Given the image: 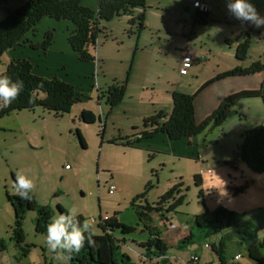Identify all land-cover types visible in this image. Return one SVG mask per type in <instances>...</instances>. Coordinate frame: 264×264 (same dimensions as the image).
<instances>
[{"label":"rangeland","instance_id":"374dc122","mask_svg":"<svg viewBox=\"0 0 264 264\" xmlns=\"http://www.w3.org/2000/svg\"><path fill=\"white\" fill-rule=\"evenodd\" d=\"M26 1H0V22L6 18L7 12L14 11ZM194 1L203 2L209 7L210 20L207 24L192 21ZM249 2L264 16V0ZM228 3L229 0H146L145 8L140 12L145 16L144 29L139 34L137 20L134 24L129 23L131 16L101 24L102 32L97 41L100 63L87 80L95 85L97 78L95 86L99 85L97 89L101 88L102 93L98 91L97 95V89L93 87L90 100L76 103L70 114L60 118L52 114L41 119L38 113L33 116L25 111L0 119V241L4 242L8 252L0 254V264L65 263L64 253L49 250L47 234L36 232V213L33 211L26 213L22 224L24 243L18 246L11 240L15 219L6 193L17 196L13 187L17 173L25 174L34 181L35 188L31 195L39 206L51 209L52 217L60 214L57 210L60 205L66 212L70 208L75 209L77 217L83 221H91L94 235L101 234L99 221L113 216L119 222L134 227L135 231L126 235L115 231V237L121 240L120 253L127 255L132 264H163L153 258L142 259L146 248L141 246L151 238L150 230L153 228L162 231L161 237L169 247L166 253L170 260L166 264H186L195 253L199 257V264H259L248 258L245 247L237 244L236 236H224V261L220 260L212 246H218V239L223 234L206 237L200 229L191 227V221L206 210L212 212L222 207L243 216V224L258 229L259 241L264 238V207H259L264 206V178L251 185L247 192L245 190L234 195V189L244 186L246 182H254L257 177L245 164L237 168L228 165L234 160L245 132L257 125H264L262 101L247 99L238 102L220 128H208L196 136L195 155L192 157L161 154L172 151L159 141L153 142V139L144 140L152 145L145 147L149 151L126 150L109 143L128 134L130 129L124 122L126 117L121 108L109 113L104 91L113 86V78L117 81L125 78L132 58V84L142 85V96L156 101H162L171 91L193 94L200 88L201 78L216 70L240 66L235 59L238 44L235 40L242 32H248L251 41L244 66L255 61L264 63V26L257 28L236 19L228 11ZM138 14L136 12L134 16ZM49 27L46 23L37 25L16 50L18 56L30 57L35 54L33 61L28 60L37 70L46 64H59L66 58L59 53H54L56 57L54 54L45 57L53 39L46 50L32 47L42 43L47 32L54 34L53 27ZM226 41L231 43L227 44ZM185 48L191 49L197 58L207 59L197 60L192 66L197 67L196 70L193 72L191 68L187 76L180 77V50ZM6 59H1L0 74L5 70ZM93 62L81 63L88 65ZM59 68L61 74L73 72ZM259 79V76H249L225 80L203 94L199 102H217L218 99H214L217 94L223 96L256 88ZM75 88L78 91L81 85ZM140 89L137 88L136 93L140 94ZM129 102L127 100L122 105L123 110L126 107L134 108ZM88 108L96 112L101 108L104 115L102 124L99 121L94 124L79 123V112ZM104 125L105 131L101 136ZM76 130L82 135L85 148L81 147ZM182 142L187 148H192L184 140L174 143ZM207 170L212 172L207 173ZM111 185L118 190L110 191ZM173 189L175 191L171 198L162 205L164 218L153 212L139 220L137 212L140 210L136 206H156ZM142 194H145L144 198L133 202ZM174 204V213H168ZM170 225H175L176 229H171ZM190 230L194 241L185 246H174L175 236L183 237ZM206 245H209L208 249H205ZM236 256L240 258L235 260Z\"/></svg>","mask_w":264,"mask_h":264},{"label":"trees","instance_id":"16d2710c","mask_svg":"<svg viewBox=\"0 0 264 264\" xmlns=\"http://www.w3.org/2000/svg\"><path fill=\"white\" fill-rule=\"evenodd\" d=\"M5 2L7 0H0ZM83 0H27L22 6L14 11L7 12L6 18L0 22V62L3 57H6L7 63L5 66V74L13 80H21L24 83V89L19 97L14 100L9 106L0 108V119L15 112L34 111L35 109H43L48 113L53 114L56 118H60L65 114L70 113L72 107L77 103L85 101L88 97L79 93L74 86L54 77L47 79L33 73V65L28 58L13 59L9 57V52L17 45L21 44L25 36L33 32L35 27L44 18H49L55 21H68L74 29L70 33L67 41L71 50L77 55L79 62H93L95 60V50L99 34L102 32L101 24L110 22L115 18L122 16H132L136 9L145 8V0H96V8L89 9L82 4ZM137 20V31L143 28L142 22L144 14L141 13L136 17H131L130 24H134ZM193 20L205 25L209 19V13L198 10L193 16ZM53 33L47 32L42 43L32 46L35 49L46 50L52 42ZM238 42L236 48V60L243 61L246 58L247 51L250 46V35L248 32L241 33L235 40ZM229 44L230 42L227 41ZM264 72V64L256 62L248 68H234L232 70L221 73L214 78L208 80L196 93L183 94L173 93V108L170 115L158 113L143 120L142 129L138 139L129 140L128 138H117L110 140V144L123 147H135L140 140L150 139L158 134H165L169 140L176 141L183 139L194 138L208 128H220L228 118L233 107L242 100L256 99L264 104V80L260 83L259 88L252 90H241L229 94L219 103V105L200 123L195 118V99L196 96L211 84L236 76H251ZM43 85L42 88L39 86ZM127 82L110 86L106 91V103L110 108L109 113L121 103L125 95ZM35 90L37 99L34 103L29 102L30 96ZM164 119L163 122L161 120ZM80 120L85 124H94L97 121L101 122L100 117L94 115L89 110H83L80 113ZM104 133V126L102 128ZM137 130V129H135ZM76 136L82 148H85V141L78 130ZM243 141L237 147L234 160L228 163L229 166L237 168L240 164H245L246 167L254 174L264 173V125H257L255 128L248 130L242 137ZM15 180V179H14ZM248 188V182L244 186L234 189V195L243 193ZM175 189L166 193L156 206L146 204L145 206H136L139 220L141 221L145 215H150L153 212L159 213L163 217V207L174 193ZM31 195V193H30ZM145 194L136 197L133 202L140 198H144ZM6 198L11 205L14 214V227L12 229V241L18 246L24 243V235L22 224L25 215L29 211L36 213L35 230L37 233L47 234V225L50 222L53 214L49 207L39 206L35 198L31 195V200H23L18 195L10 196L6 193ZM181 202V199L178 201ZM175 204L169 208L168 213H174ZM57 210L66 213L60 205ZM145 213V214H144ZM236 213L218 207L212 212L205 211L201 216L194 217L191 221L192 228H198L204 232L206 237L223 234L218 242V246H212L213 251L222 258L224 249V236L237 237V244L245 247L248 258L251 261L262 264L264 263V238L258 240V229H253L243 224L242 218ZM83 223V219L77 217ZM171 226V225H170ZM169 226V227H170ZM175 226V225H174ZM101 230L100 235H94L95 244L89 246L87 241L84 247L78 252L71 254V258L64 254L67 264H132L130 258L121 254L120 242L115 237V231L121 234H128L135 231V228L119 222L113 216L99 221L98 225ZM207 227V228H205ZM173 229H176L174 227ZM151 238L146 244H142L141 248H146V254L142 255V259H155L166 264L170 259L167 257L168 245L164 238L161 237V232L157 228L150 230ZM225 233V234H224ZM178 237V238H177ZM177 240L173 243L174 246H185L194 241L195 237L190 230L183 237L175 236ZM124 242V240H122ZM209 247V245H208ZM4 242L0 241V251L4 250ZM198 264V263H197Z\"/></svg>","mask_w":264,"mask_h":264},{"label":"crops","instance_id":"0c3cea01","mask_svg":"<svg viewBox=\"0 0 264 264\" xmlns=\"http://www.w3.org/2000/svg\"><path fill=\"white\" fill-rule=\"evenodd\" d=\"M197 3L200 4L201 6H206V4H204L203 2H199V1H194L193 2L192 7L195 9V12H194V14L191 17H192V21L194 23H196V22L193 20V16L196 14V12L198 10L203 11V10H201L198 7ZM82 4L85 7L89 8V9H93V10L97 6L96 0H83ZM145 4H146V0H145ZM204 11L209 13V7L206 6ZM136 12L141 14L140 13L141 9L134 10L133 11V15L131 17H135L134 14ZM144 22H145V16H144V20L142 22L143 28L141 30L144 29ZM45 23L48 25V27L49 26L53 27L51 29L54 30L53 42H52V45L49 47V49L46 51V56L45 57H48L50 54L53 55L54 53H59V55L60 54L65 55L66 58H65L64 61H61V63H59V64L53 63L54 65H52V64H46L45 63L46 65L45 66H41L40 70H37L33 66V73L38 75V76L44 77V78L46 77L47 79H52L54 77L61 78V80L65 81V82H67V83H69V84H71L72 86H75V87H78L79 85H81V89L78 88V91L80 93H82L83 95L88 97L86 100H90L91 97H92V95H91L92 88L95 87L97 89V87H99V85L95 86L97 84L96 83V81H97L96 79L97 78H95V85H93L92 82L87 80L88 75L92 74L93 71H95L96 66L100 63V58H99L100 55H98V53H97V45H96V50H95L96 60L93 63H89L88 65L83 64V63L78 61L77 55L74 54V52L71 50V48L68 45V41H67V38H68L69 34L73 31L74 26L68 21H60V22H58V21H54V20L49 19V18H44L43 20H41V22L38 25L42 26V24H45ZM50 27H49V29H50ZM141 30L137 31L138 34L141 32ZM229 42L231 43V41H229ZM226 43H227V41H226ZM20 46L21 45L15 46L9 52V57L13 58V59L29 58L30 61H33L34 57H36L35 54H33V53H32L33 55H30V57H29V55L28 56H24V55L23 56H18V55H16V50ZM237 46H238V44H237ZM237 46H236V48H237ZM250 46H251V41H250ZM250 46H249L248 51L251 48ZM187 49L192 53V59H193L192 66L195 63L198 62L197 60H206L207 59L205 57H201L199 59V58L196 57L195 53L193 54L191 49H189V48H187ZM183 51L184 50H180V59H181V55H182ZM248 51H247V54H246V58L243 61L237 60V61L240 62V64H238V65L243 67L242 68L240 66H237L238 68L244 69V68H248L249 66L253 65V63L254 64L256 62L261 63L260 61H255V62H252L250 65L244 66V63L246 62V59H247ZM54 56L56 57L55 54H54ZM70 65H72V67H74V68L71 67V71H73L72 72L73 76H71L72 74H61V72H59V69H60L59 67H63V69L65 71H70ZM132 65H133V58H132V60L130 62L128 70L126 71L125 78L123 80L117 81V80H115V78H113V85H115V84L121 85V83H123L125 81L127 82L124 98H123V100H121V103L118 106L113 108V111L115 109H117V108H121L120 111L123 112V114L126 117L124 122H127V124L129 125V129H130V132L128 134H125L124 136H119L118 138H128L129 140H134V139L136 140V139H138L140 137L139 134L141 133V131H144V129H142V123H143L144 119H147V118H149L151 116H154V115H156L158 113H165V115H167V116L170 115V113H172L171 111H172V108H173V98H174L173 97V93H175L177 91L168 92L167 93V97H165V99H163L162 101H160V100L156 101V100H153L152 98H149V99L144 98V96H142L143 93H144L143 92V86L142 85L141 86H137L136 84H132V80H133V75L131 74L132 73L131 70H133L132 69ZM192 66H191V68H192ZM237 67H235V68H237ZM196 68L197 67L192 68L193 72H194V70H196ZM229 70H232V69H229ZM229 70H216V71L212 72V74H210L209 76H206L205 78H201V80H200L201 82H199V86L198 87L201 88L206 82H208V80L214 78L215 76H217V75H219L221 73L229 71ZM188 74H189V71L186 74L179 75V76L180 77H185ZM86 75H87V77H86L87 81H85V76ZM251 76H259L260 77L259 85L256 88H248V89H244V90L257 89V88H259L260 83L262 82V80H264V72L258 73V74H254V75H251ZM240 77H249V76H236V77H231V78H227V79L215 82V83L211 84L210 86L206 87L204 90H202L196 96L194 105H195V118H196V121L198 123L203 121L219 105V103L226 97L227 94H225L223 96H219V94H217V95H215V98H214V99H218L217 102H206L205 104H202V103L199 102L200 97H202V95L205 94L206 92H209L210 90H213L215 88V86H217L218 84L225 82V80L226 81L227 80H236V78H240ZM88 87H89V89H88ZM137 88H141L140 89V91H141L140 94L136 93V89ZM108 89L109 88H106V90L104 92H106ZM199 89H197V91ZM98 91H99V93H102L103 90H101V88H98L97 89V95H98ZM239 91H241V90H239ZM196 92H194V93H196ZM216 92H218V91H216ZM236 92H238V91H236ZM233 93H235V92H233ZM183 94H186V93H183ZM189 95H191V94H189ZM96 99L98 101H100L98 98H96ZM127 100L131 101L129 103L133 104L132 105V106H134L133 109H130V108L128 109L126 107L123 110L122 105L124 103H126ZM82 102H84V101H82ZM99 103H101V101ZM210 104L212 106H209ZM99 107H101L100 104H99ZM83 110H89L92 113H94V115H97L98 117H100V119H101L100 123L102 124V120L104 119V117H103L104 115L102 113L101 108L97 112L92 110L91 108L82 109L79 112V123L81 122V124H84L80 120V113ZM22 112H25V111H20V112H15V113L17 114V113H22ZM27 112H31V114L33 116L36 113H38L41 116V119L44 118L45 116H50V115L52 116V114L48 113L47 111H46L47 113H45V110L36 111V109H35L34 111H27ZM70 113H71V111H70ZM70 113H68V114H70ZM163 121H164V119L161 120V122H163ZM104 128H105V125H104ZM135 129H137V130H135ZM151 139H153V142H155V143H156V141H159V142L163 143L164 145H166L168 147V149H170V151H172V152H169V153H161V154H165V155H168V156L172 155L173 157H187V158L190 157V156L192 157V155H195V154H193V152H194V147H195V143H196V137L189 138V139H183L185 142H189L190 146L192 148H187L186 146H184L183 142L182 143H174L175 141L169 140L168 137L165 134H158L157 136H155L153 138L144 139V140H151ZM112 140H114V139H112ZM144 140H140L141 142L139 141L138 143H136L137 145H135V147H132V148L123 147L120 144H118L116 146H120V147H122L123 149H126V150H135V151L145 150V151H149L145 147H147V146L150 147L152 145L148 144ZM176 149H179V150H176ZM159 151H161V150H159ZM254 176H256L257 178H256V180L254 182H248V188H247L246 192L250 189L251 185H253L256 182H258L259 179L261 180L262 178H264V173L263 174H255ZM111 186H113V185H111ZM259 207L262 208L264 206H259ZM158 231H160L162 233L161 230H158ZM165 232H167V231H165ZM177 238H174L173 242H175L177 240ZM220 239L221 238L218 239V242H219ZM205 249H208V248H205ZM3 253H8V252H7L6 249H4V250L0 251V254H3ZM194 255H197V253H195ZM64 264H67L66 259H65V263Z\"/></svg>","mask_w":264,"mask_h":264},{"label":"clouds","instance_id":"9594fccd","mask_svg":"<svg viewBox=\"0 0 264 264\" xmlns=\"http://www.w3.org/2000/svg\"><path fill=\"white\" fill-rule=\"evenodd\" d=\"M228 11L238 20L251 24L254 27L264 26V16H261L255 6L249 0H229ZM40 88L43 85L39 86ZM24 89L21 80H13L10 76L0 74V108L9 106L16 100ZM37 99L35 90L30 96L29 102L34 103ZM16 195L23 200H31L30 193L35 188V183L25 174L17 173L13 185ZM75 209H68L66 213L59 214L51 218L47 225L46 243L53 253L59 250L67 254L70 259L71 254L78 253L87 241L89 246L95 244L93 239V223L84 220L81 223L77 219Z\"/></svg>","mask_w":264,"mask_h":264},{"label":"built area","instance_id":"2783aa9c","mask_svg":"<svg viewBox=\"0 0 264 264\" xmlns=\"http://www.w3.org/2000/svg\"><path fill=\"white\" fill-rule=\"evenodd\" d=\"M198 7L201 9V10H205V7L206 6H201L200 4H198ZM192 63H193V59H192V53L188 50V49H185L183 52H182V55H181V62H180V65H179V69H178V73L179 75H184L186 74L189 69L191 68L192 66ZM208 172L207 173H211L212 171L210 170H207ZM118 189L114 186H110V191H117ZM175 226L174 225H171L170 228L173 229ZM206 248H208V246L206 245L205 246ZM240 257L239 256H236L235 257V260H238ZM199 261V257L197 255H193L191 256L190 260L186 263V264H197Z\"/></svg>","mask_w":264,"mask_h":264}]
</instances>
